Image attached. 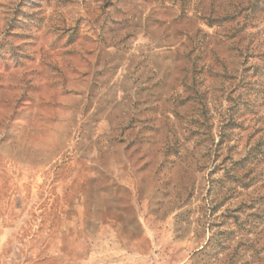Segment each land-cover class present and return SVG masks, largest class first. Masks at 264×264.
Segmentation results:
<instances>
[{"label": "rangeland", "instance_id": "obj_1", "mask_svg": "<svg viewBox=\"0 0 264 264\" xmlns=\"http://www.w3.org/2000/svg\"><path fill=\"white\" fill-rule=\"evenodd\" d=\"M0 264H264V0H0Z\"/></svg>", "mask_w": 264, "mask_h": 264}]
</instances>
